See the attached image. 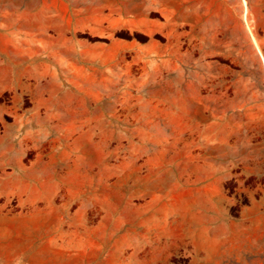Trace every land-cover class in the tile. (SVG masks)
Instances as JSON below:
<instances>
[{"label":"rangeland","instance_id":"obj_1","mask_svg":"<svg viewBox=\"0 0 264 264\" xmlns=\"http://www.w3.org/2000/svg\"><path fill=\"white\" fill-rule=\"evenodd\" d=\"M75 262L264 264V0H0V264Z\"/></svg>","mask_w":264,"mask_h":264},{"label":"bare ground","instance_id":"obj_2","mask_svg":"<svg viewBox=\"0 0 264 264\" xmlns=\"http://www.w3.org/2000/svg\"><path fill=\"white\" fill-rule=\"evenodd\" d=\"M34 248V247H33ZM100 251V250H99ZM16 253V252H15ZM13 257V256H12ZM94 259V258H93ZM99 259V258H98ZM96 260V259H95ZM14 263H16V262H14ZM75 264H76V262H75ZM99 264H100V262H99Z\"/></svg>","mask_w":264,"mask_h":264}]
</instances>
